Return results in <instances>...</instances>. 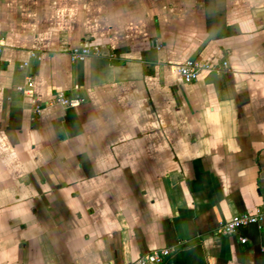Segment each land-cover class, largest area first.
<instances>
[{"label":"crops","instance_id":"0c3cea01","mask_svg":"<svg viewBox=\"0 0 264 264\" xmlns=\"http://www.w3.org/2000/svg\"><path fill=\"white\" fill-rule=\"evenodd\" d=\"M0 264H264V0H0ZM162 43L157 49L155 41ZM95 43L117 59L74 63ZM50 102L33 119L20 64ZM189 58L229 61L185 84ZM247 238L246 243L241 238Z\"/></svg>","mask_w":264,"mask_h":264},{"label":"built area","instance_id":"2783aa9c","mask_svg":"<svg viewBox=\"0 0 264 264\" xmlns=\"http://www.w3.org/2000/svg\"><path fill=\"white\" fill-rule=\"evenodd\" d=\"M5 44L6 41L1 38L0 53ZM154 44L159 50L163 48L162 43L158 40H156ZM68 54L71 61L74 63L84 62L91 57H108L109 59H117V55L115 53H107L101 45L95 43H83L81 45L74 46L69 49ZM32 59L42 61L43 56L36 50L30 51V58L20 64V68L25 71V82L18 84L16 86V90L30 96L33 119L39 118L48 105L58 104L63 107H78L83 103L84 99L82 96H71L63 90H59L52 101H44L43 98L35 92V80L32 73L29 72ZM228 69V60H224L221 63H214L202 58H189L176 66V70L181 75L185 84L194 83L203 71L226 72ZM263 220V211H257L255 213L243 212L235 215L232 219L223 223L218 228L217 232L227 236L236 235L243 227L261 224ZM241 241L246 243L247 238L242 237ZM176 250L177 246L154 249L135 259L130 264H164L165 259Z\"/></svg>","mask_w":264,"mask_h":264}]
</instances>
